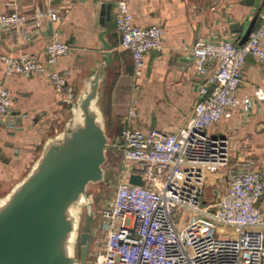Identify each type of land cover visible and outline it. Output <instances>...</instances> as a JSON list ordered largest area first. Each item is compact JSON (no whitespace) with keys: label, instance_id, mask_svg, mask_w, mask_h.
I'll return each instance as SVG.
<instances>
[{"label":"built area","instance_id":"obj_1","mask_svg":"<svg viewBox=\"0 0 264 264\" xmlns=\"http://www.w3.org/2000/svg\"><path fill=\"white\" fill-rule=\"evenodd\" d=\"M34 15L36 31L41 19H60L53 8L37 9ZM29 17L12 9L0 13V25L19 30ZM114 19L120 43L131 52L135 73L140 74L145 54L163 47V26L135 23L126 0H116ZM260 19L243 43L229 38L195 41L191 51L196 70L205 71L211 60L216 66L199 85L201 98L184 127L161 131L126 126L121 130L115 143L122 163L116 189L99 210L106 230L104 246L90 261L76 264H264V213L258 205L264 191V166L254 158L240 159L227 188L212 206L203 205L207 174L231 162L228 137L212 134L210 126L237 105L248 111L255 101L264 102L260 86L252 95L236 94L247 56L264 62V8ZM71 47L54 29L44 59L29 52L3 54V69L6 74H44L61 89L66 74L57 62ZM12 103V93L0 84V115L8 114ZM129 112L137 113L135 107ZM131 174L140 175L144 183H130Z\"/></svg>","mask_w":264,"mask_h":264},{"label":"crops","instance_id":"obj_2","mask_svg":"<svg viewBox=\"0 0 264 264\" xmlns=\"http://www.w3.org/2000/svg\"><path fill=\"white\" fill-rule=\"evenodd\" d=\"M126 1L135 23L160 24L164 29L163 47L145 54L140 74L135 73L131 52L120 43L114 19L116 0H0V13L16 9L30 15L22 29L0 25V84L13 95L10 112L0 115V169L10 168L11 172L23 166L15 176L19 177L37 157L46 135L63 125L69 115L71 95L84 87L86 77L96 69L106 52L99 36L102 30H106L103 37L112 50L104 69L103 107L112 147H116L121 130L126 126L161 131L184 127L201 98L199 85L216 66V61L211 60L205 71L196 70L191 51L195 41L203 37L239 42L251 22L252 30L259 25L264 8V0H253L251 4L241 0ZM48 8H53L60 19H41L40 30H34L35 11ZM235 21L242 22V31H232L230 24ZM54 29L72 46L57 62L58 69L66 74L64 87L56 88L44 74L5 73L1 55L29 52L42 60ZM257 86L264 89V62L249 54L236 94L239 97L252 95ZM131 107L137 111L134 116L129 112ZM209 131L228 137L231 162L208 173L206 181L224 183L225 190L236 161L254 158L264 166V102L255 101L248 111L240 105L233 107L231 113L223 115ZM111 150L110 164L115 155ZM258 205L263 211L264 191Z\"/></svg>","mask_w":264,"mask_h":264},{"label":"water","instance_id":"obj_3","mask_svg":"<svg viewBox=\"0 0 264 264\" xmlns=\"http://www.w3.org/2000/svg\"><path fill=\"white\" fill-rule=\"evenodd\" d=\"M253 25L239 43L247 40ZM230 28L242 31V22H232ZM105 32L99 36L106 52L84 87L71 95L63 125L46 135L37 157L15 181L0 185V264L87 261L93 230L85 228L95 212L96 198L88 189L105 179L103 166L114 146L103 107L104 69L112 55ZM129 182L144 180L131 174Z\"/></svg>","mask_w":264,"mask_h":264},{"label":"rangeland","instance_id":"obj_4","mask_svg":"<svg viewBox=\"0 0 264 264\" xmlns=\"http://www.w3.org/2000/svg\"><path fill=\"white\" fill-rule=\"evenodd\" d=\"M5 120V118H3ZM112 148V150H111ZM110 150L115 154L112 156V164L109 163L111 161L110 159L104 163L105 168V179L103 181H100L98 183H93L89 185V193L96 196L95 198V204L94 209L95 212L92 214V216L88 221V224L86 225L87 230H93L92 232V240L89 248L87 249V261H90L93 259L98 252L103 248L105 238H106V230L104 229L101 218L99 216V210L102 208V206L111 198L113 195L115 189H116V179H117V171L121 168V150L118 147H110L108 149L107 155L110 154ZM111 156V155H110ZM109 157V155H108ZM236 163H233L232 167L236 166ZM25 167V166H24ZM232 168V169H233ZM23 169V166L19 169H14V171H9V169L3 167L0 169V185H6L7 183H10L15 181V176ZM231 170V168H230ZM232 174V173H231ZM14 176V178H13ZM4 177V178H3ZM9 178V179H8ZM7 179V180H4ZM224 181V180H221ZM225 184L219 183L217 181H214L213 179H209L205 181L204 183V199L206 200L203 205L212 206L215 202V200L218 198V196L224 191ZM220 189V191H219ZM217 191H219L217 193ZM212 203V204H211ZM264 211V209H263ZM188 215H193V212H188ZM230 229V227H228ZM224 235H230V234H220V236Z\"/></svg>","mask_w":264,"mask_h":264}]
</instances>
